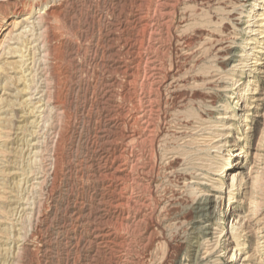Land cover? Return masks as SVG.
<instances>
[{
  "label": "rangeland",
  "instance_id": "374dc122",
  "mask_svg": "<svg viewBox=\"0 0 264 264\" xmlns=\"http://www.w3.org/2000/svg\"><path fill=\"white\" fill-rule=\"evenodd\" d=\"M0 264H264V0H0Z\"/></svg>",
  "mask_w": 264,
  "mask_h": 264
},
{
  "label": "bare ground",
  "instance_id": "6f19581e",
  "mask_svg": "<svg viewBox=\"0 0 264 264\" xmlns=\"http://www.w3.org/2000/svg\"><path fill=\"white\" fill-rule=\"evenodd\" d=\"M166 4V3H165ZM15 13V15H17V14H19L20 13V11L19 10H17L16 12H14ZM166 13V12H165ZM12 22H11V24H15V23H13V19L11 20ZM12 30V29H11ZM252 33V32H251ZM152 68V67H151ZM149 105H150V103H149ZM227 115H224V117H221V118H219V119H221V120H224V119H227ZM224 129V128H223ZM120 179H121V177H120ZM204 210H205V212H208V214L207 215H209V216H212L213 214H214V210H213V207H212V205H211V203L209 202V203H207L206 204V206L203 208V213H204ZM211 230H214V228H210Z\"/></svg>",
  "mask_w": 264,
  "mask_h": 264
}]
</instances>
